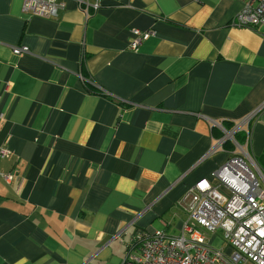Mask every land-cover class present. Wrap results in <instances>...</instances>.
<instances>
[{"label":"crops","instance_id":"obj_1","mask_svg":"<svg viewBox=\"0 0 264 264\" xmlns=\"http://www.w3.org/2000/svg\"><path fill=\"white\" fill-rule=\"evenodd\" d=\"M23 1L0 0V264H121L179 231L229 134L263 152L264 25L233 23L240 0ZM132 28L154 30L135 51Z\"/></svg>","mask_w":264,"mask_h":264},{"label":"built area","instance_id":"obj_2","mask_svg":"<svg viewBox=\"0 0 264 264\" xmlns=\"http://www.w3.org/2000/svg\"><path fill=\"white\" fill-rule=\"evenodd\" d=\"M77 1L84 3L86 16L89 6L97 7L89 0ZM240 1L243 6L233 23L264 25V0ZM63 7V0L23 1V10L46 18H56ZM131 33L129 49L135 51L154 30L132 28ZM27 50V46L13 47L14 53ZM239 128L238 124L232 132ZM229 135L237 150L230 152L210 178H201L187 190L183 198L186 219L178 233L164 229L138 232L126 244L121 264H264V172L249 154L250 132L243 143ZM6 154L7 148H0V157ZM220 185L231 191V197L218 190ZM161 225L166 227L168 222L161 220ZM209 233L221 241L219 246L207 242Z\"/></svg>","mask_w":264,"mask_h":264},{"label":"rangeland","instance_id":"obj_3","mask_svg":"<svg viewBox=\"0 0 264 264\" xmlns=\"http://www.w3.org/2000/svg\"><path fill=\"white\" fill-rule=\"evenodd\" d=\"M234 149H236L237 150V148L234 146ZM261 155L263 156L262 158H259L260 160V162L261 163H259L258 161H257V163H258V165H259V167L261 168V170L264 172V154L263 153H261ZM260 157V156H259ZM261 184H262V186H263V188H264V182H261ZM218 190L222 193V194H224L226 197H231V195H232V193H231V191L226 187V186H224V185H220L219 187H218ZM169 232L170 233H172V234H177L178 233V230L177 229H174V228H172V229H170L169 230ZM213 238H215L214 236H212V234H207V242H212V244H214V245H219V244H221V241H215V239H213ZM224 246V245H223Z\"/></svg>","mask_w":264,"mask_h":264},{"label":"trees","instance_id":"obj_4","mask_svg":"<svg viewBox=\"0 0 264 264\" xmlns=\"http://www.w3.org/2000/svg\"><path fill=\"white\" fill-rule=\"evenodd\" d=\"M234 138L239 142V143H243V141H244V139H245V135H244V133L243 132H240V131H238V132H236L235 133V136H234ZM233 147H234V145H233V143L230 141V140H226L224 143H223V148L224 149H233ZM263 154H264V150H263V152H262ZM260 156V157H259ZM257 158H256V161H258L259 163H261L259 160V158H262L263 156L260 154Z\"/></svg>","mask_w":264,"mask_h":264},{"label":"water","instance_id":"obj_5","mask_svg":"<svg viewBox=\"0 0 264 264\" xmlns=\"http://www.w3.org/2000/svg\"><path fill=\"white\" fill-rule=\"evenodd\" d=\"M232 133V132H231Z\"/></svg>","mask_w":264,"mask_h":264}]
</instances>
